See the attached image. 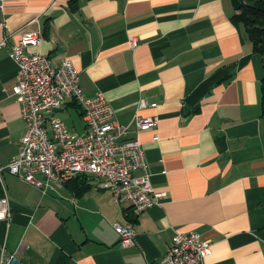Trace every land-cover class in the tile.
Here are the masks:
<instances>
[{"label": "crops", "instance_id": "1", "mask_svg": "<svg viewBox=\"0 0 264 264\" xmlns=\"http://www.w3.org/2000/svg\"><path fill=\"white\" fill-rule=\"evenodd\" d=\"M0 6L7 26L0 25V43L41 31L40 45L25 51L53 66L72 60L82 91L105 95L127 137L140 142L152 187L166 193L135 217L91 176L43 194L4 172L0 200L10 214L0 221V264L12 258L164 264L175 231L209 241L205 264H264V70L231 0H0ZM16 74L9 48L0 45L1 166L18 153L25 133L12 92ZM140 99L147 103L142 109ZM135 114L156 117V126L137 132ZM57 116L70 131H84L74 102ZM115 223L134 225L132 246H120Z\"/></svg>", "mask_w": 264, "mask_h": 264}, {"label": "built area", "instance_id": "2", "mask_svg": "<svg viewBox=\"0 0 264 264\" xmlns=\"http://www.w3.org/2000/svg\"><path fill=\"white\" fill-rule=\"evenodd\" d=\"M0 25L7 31L5 23L0 21ZM43 37L41 31L24 32L14 44L8 43V35L0 43L9 48L17 67L12 92L25 125L18 153L5 166L0 165V179L7 172L46 194L78 176H91L98 180L100 189L111 193L116 205H129L135 217L159 205L166 193L152 187L140 142L127 137V127L115 120L105 95L96 91L87 96L82 91L71 59L53 66L47 56L25 51L29 46L38 47ZM129 42L132 48L136 46L134 39ZM69 102L76 103L82 112V133L70 131L57 116ZM146 106L140 99L139 109ZM132 123L138 132L156 126L157 118L135 114ZM9 214L6 199H1L0 221L7 220ZM113 227L122 248L135 243L133 224L115 223ZM210 254L209 241L199 233L175 231L160 263L205 264Z\"/></svg>", "mask_w": 264, "mask_h": 264}, {"label": "trees", "instance_id": "3", "mask_svg": "<svg viewBox=\"0 0 264 264\" xmlns=\"http://www.w3.org/2000/svg\"><path fill=\"white\" fill-rule=\"evenodd\" d=\"M231 1L235 9L234 19L243 26L252 51L261 56L264 70V0ZM260 117L264 125V75L260 81Z\"/></svg>", "mask_w": 264, "mask_h": 264}, {"label": "water", "instance_id": "4", "mask_svg": "<svg viewBox=\"0 0 264 264\" xmlns=\"http://www.w3.org/2000/svg\"><path fill=\"white\" fill-rule=\"evenodd\" d=\"M8 264H21L16 258H12Z\"/></svg>", "mask_w": 264, "mask_h": 264}]
</instances>
